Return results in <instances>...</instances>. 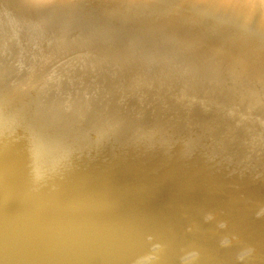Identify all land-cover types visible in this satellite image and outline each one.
Masks as SVG:
<instances>
[{"label":"water","instance_id":"1","mask_svg":"<svg viewBox=\"0 0 264 264\" xmlns=\"http://www.w3.org/2000/svg\"><path fill=\"white\" fill-rule=\"evenodd\" d=\"M0 264H264V0H0Z\"/></svg>","mask_w":264,"mask_h":264}]
</instances>
